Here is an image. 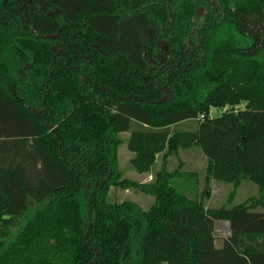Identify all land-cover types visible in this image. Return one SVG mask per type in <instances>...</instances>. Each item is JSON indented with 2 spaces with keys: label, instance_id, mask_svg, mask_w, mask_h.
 <instances>
[{
  "label": "trees",
  "instance_id": "obj_1",
  "mask_svg": "<svg viewBox=\"0 0 264 264\" xmlns=\"http://www.w3.org/2000/svg\"><path fill=\"white\" fill-rule=\"evenodd\" d=\"M203 2L0 0V264H264V0ZM213 180L259 194L209 208Z\"/></svg>",
  "mask_w": 264,
  "mask_h": 264
},
{
  "label": "rangeland",
  "instance_id": "obj_2",
  "mask_svg": "<svg viewBox=\"0 0 264 264\" xmlns=\"http://www.w3.org/2000/svg\"><path fill=\"white\" fill-rule=\"evenodd\" d=\"M221 112L219 109H212L211 116H216ZM126 139L128 137L127 133L122 134ZM133 156V153L129 152L126 144H123L119 148L118 155V168L124 173V175L130 177L136 181H143L148 177L144 173H139L132 170L129 164V159ZM180 163L184 166L183 169L196 173L199 175V191L203 189L204 182V169L206 167L207 161L203 155L201 149L198 146H193L191 148L180 150L179 153L170 158L169 164L171 168H176ZM160 165L158 161L153 167L151 173H155ZM233 190V185L231 183H222L216 180L211 182V192H209V198L207 199L206 205L209 208H220L224 205H236L242 203L249 199L250 197L257 196L259 194V189L256 184L251 181H245V183L237 191L236 195L230 199V193ZM131 200L138 203L143 209H147L153 203V196L149 194L142 193L136 188L124 189L121 187L112 188L107 196V201L113 203L115 201ZM35 210V205L31 203L28 215L32 216ZM230 232L229 223L227 221H221L217 225L216 235V245L221 246L223 238L226 237Z\"/></svg>",
  "mask_w": 264,
  "mask_h": 264
},
{
  "label": "flooded vegetation",
  "instance_id": "obj_3",
  "mask_svg": "<svg viewBox=\"0 0 264 264\" xmlns=\"http://www.w3.org/2000/svg\"><path fill=\"white\" fill-rule=\"evenodd\" d=\"M200 2H201V4L199 5V7L196 9V12H197V14L198 15H203L204 14V12H205V9H206V6H205V4H204V2H203V0H199ZM207 1H210V0H207ZM172 12L170 13V18H169V20H171V18H172Z\"/></svg>",
  "mask_w": 264,
  "mask_h": 264
},
{
  "label": "crops",
  "instance_id": "obj_4",
  "mask_svg": "<svg viewBox=\"0 0 264 264\" xmlns=\"http://www.w3.org/2000/svg\"><path fill=\"white\" fill-rule=\"evenodd\" d=\"M148 177H146L142 182H148L152 179V173L146 174Z\"/></svg>",
  "mask_w": 264,
  "mask_h": 264
},
{
  "label": "built area",
  "instance_id": "obj_5",
  "mask_svg": "<svg viewBox=\"0 0 264 264\" xmlns=\"http://www.w3.org/2000/svg\"><path fill=\"white\" fill-rule=\"evenodd\" d=\"M203 116H201V118H202Z\"/></svg>",
  "mask_w": 264,
  "mask_h": 264
}]
</instances>
